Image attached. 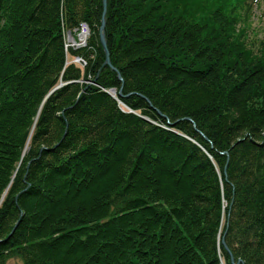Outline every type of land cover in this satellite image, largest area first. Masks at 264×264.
<instances>
[{"label": "trees", "instance_id": "16d2710c", "mask_svg": "<svg viewBox=\"0 0 264 264\" xmlns=\"http://www.w3.org/2000/svg\"><path fill=\"white\" fill-rule=\"evenodd\" d=\"M251 1L0 0V264H264Z\"/></svg>", "mask_w": 264, "mask_h": 264}, {"label": "rangeland", "instance_id": "374dc122", "mask_svg": "<svg viewBox=\"0 0 264 264\" xmlns=\"http://www.w3.org/2000/svg\"><path fill=\"white\" fill-rule=\"evenodd\" d=\"M252 6H253V9H252L253 15L251 18L250 29H248V32H249V38L248 39L250 42L254 43V47H252V48L257 49L261 42L264 44V0H253ZM106 10H107V8H106ZM89 35H90V31H89ZM78 37H79L78 32L75 35H72V38L75 40L76 44H78V42H79ZM65 38H66V45H67V46L65 45V47L68 48L69 45H68V41H67V34L65 35ZM88 38H89V36H88ZM79 59L80 58H78V59L72 58L71 62L78 65V66L80 65L81 67L85 66L86 62L81 60V59L79 60ZM63 85H65V84L62 83V85L61 84H60V86L58 85L50 93H52L54 90L58 89L59 87H61ZM114 96H115V94H114ZM115 98H116V96H115ZM27 149H28V147L25 149V151ZM7 264H17V262L15 260H11Z\"/></svg>", "mask_w": 264, "mask_h": 264}, {"label": "water", "instance_id": "95a60500", "mask_svg": "<svg viewBox=\"0 0 264 264\" xmlns=\"http://www.w3.org/2000/svg\"><path fill=\"white\" fill-rule=\"evenodd\" d=\"M105 14H106V0H102V16H101V20H100V26L98 29L99 42H100L101 48H102V50L104 52V56H105L104 65L108 66L111 70L116 72V69L113 68V66L111 65V62L109 60V53H108V50L106 48V39H105V34H104L105 23H106ZM66 34H67V41L69 43H71L72 45H77L75 40L72 38L71 33L67 32ZM117 78L119 81L122 82V78L118 74V72H117ZM107 93L109 95H111L114 99H116L114 96L115 90L111 89V90L107 91ZM118 96H121V90H119ZM231 262H233L232 259H231ZM239 263H240V261H238L236 264H239Z\"/></svg>", "mask_w": 264, "mask_h": 264}, {"label": "built area", "instance_id": "2783aa9c", "mask_svg": "<svg viewBox=\"0 0 264 264\" xmlns=\"http://www.w3.org/2000/svg\"><path fill=\"white\" fill-rule=\"evenodd\" d=\"M77 32L79 33V36H81V34L84 33V37H83V38H85V39L87 40V38H88V36H89V29H88V27H87L86 24L81 23V24L79 25L78 29H77ZM80 43H81V42H80ZM79 45H80V44H79ZM81 46H85V45H81Z\"/></svg>", "mask_w": 264, "mask_h": 264}, {"label": "bare ground", "instance_id": "6f19581e", "mask_svg": "<svg viewBox=\"0 0 264 264\" xmlns=\"http://www.w3.org/2000/svg\"><path fill=\"white\" fill-rule=\"evenodd\" d=\"M83 37H84V33H82L81 36H79V42H81V43L78 42V44H80V46L86 45V39Z\"/></svg>", "mask_w": 264, "mask_h": 264}]
</instances>
